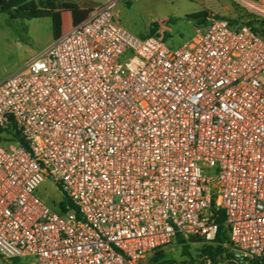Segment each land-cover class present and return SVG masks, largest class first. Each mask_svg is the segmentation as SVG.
Wrapping results in <instances>:
<instances>
[{"label":"built area","instance_id":"1","mask_svg":"<svg viewBox=\"0 0 264 264\" xmlns=\"http://www.w3.org/2000/svg\"><path fill=\"white\" fill-rule=\"evenodd\" d=\"M121 1L0 80V257L149 264L184 235L227 250L194 264H264V29L212 16L171 47Z\"/></svg>","mask_w":264,"mask_h":264},{"label":"rangeland","instance_id":"2","mask_svg":"<svg viewBox=\"0 0 264 264\" xmlns=\"http://www.w3.org/2000/svg\"><path fill=\"white\" fill-rule=\"evenodd\" d=\"M195 12L204 14V20L189 16ZM117 15L118 21L134 30L138 36L155 35L174 47L191 36L196 27L204 25L205 20L212 16L229 17L235 23L247 22L264 29V0H123L118 5ZM3 18H6V15L0 14V22ZM15 21L8 25L13 33L29 48H37L36 37L32 36L29 29L31 24L25 18H16ZM31 55L30 51L23 58L27 61L35 56ZM20 57L17 54V58ZM14 58L16 54L2 55L3 61ZM36 194L51 205L62 197L49 175L44 176L43 181L36 188ZM225 230L227 231V228ZM186 239L184 235H176L161 250L166 257L174 259L178 264H194V260L199 258L200 252L209 244L205 242L197 244ZM32 261V256L0 257V264H25Z\"/></svg>","mask_w":264,"mask_h":264},{"label":"crops","instance_id":"3","mask_svg":"<svg viewBox=\"0 0 264 264\" xmlns=\"http://www.w3.org/2000/svg\"><path fill=\"white\" fill-rule=\"evenodd\" d=\"M100 1L24 0L22 4L33 6L38 11L36 17L25 18L31 24L29 29L32 36L36 37L37 40V48L34 49L29 48L22 42L8 26L10 23H15L16 18H11L9 13L0 10V14L6 15V18L1 19L2 21L0 22V80L26 62V58H23L24 55L30 51L32 55L38 54L56 37L79 24L91 13L94 5ZM132 31L135 32L134 30ZM7 53L10 55L16 54V58L3 61L2 55L5 56ZM17 54L21 56L19 59Z\"/></svg>","mask_w":264,"mask_h":264},{"label":"trees","instance_id":"4","mask_svg":"<svg viewBox=\"0 0 264 264\" xmlns=\"http://www.w3.org/2000/svg\"><path fill=\"white\" fill-rule=\"evenodd\" d=\"M24 0H2V4L0 6V10L9 13L11 18H33L36 17L38 14V11L35 7L30 5L22 4ZM193 18H202L204 17V14L195 12L189 15ZM68 203L67 198L62 195L61 200L58 204V211L62 212L65 210V204ZM216 220L220 223L223 221V214H219L216 218ZM222 238H225L224 232H223V226H220V230L217 235V241L221 240ZM200 252V248L198 249ZM222 251H227L226 249H222L219 245H212L209 244L205 249H203L200 253H208L211 256H216L217 254H220ZM149 264H178L174 259H170L164 255V252L161 249H157L152 256L150 257Z\"/></svg>","mask_w":264,"mask_h":264},{"label":"water","instance_id":"5","mask_svg":"<svg viewBox=\"0 0 264 264\" xmlns=\"http://www.w3.org/2000/svg\"><path fill=\"white\" fill-rule=\"evenodd\" d=\"M1 4H2V0H0V6H1Z\"/></svg>","mask_w":264,"mask_h":264}]
</instances>
